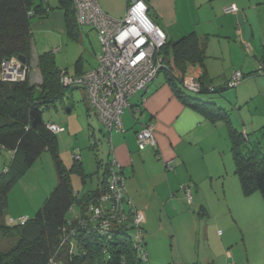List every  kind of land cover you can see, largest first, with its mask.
<instances>
[{
	"label": "crops",
	"instance_id": "0c3cea01",
	"mask_svg": "<svg viewBox=\"0 0 264 264\" xmlns=\"http://www.w3.org/2000/svg\"><path fill=\"white\" fill-rule=\"evenodd\" d=\"M97 1L102 10L111 17L121 18L126 14L128 0ZM145 2L149 8L150 18L167 36L166 50L170 53L164 57L169 65L175 66L173 45L194 33L205 45V65L203 67L190 65L187 74L198 79L205 77V84L208 87H215L222 93L224 92L222 89H227L234 73L241 72L243 79L236 87L233 96L229 98L227 94H222L221 101L228 100L235 105H240L242 102L247 104L254 100L264 102V72H262L264 71V0H145ZM232 5H236L238 12L226 13L225 10ZM44 6L47 8L46 17L36 18L32 23V49L28 64L31 67L30 84L39 86L43 83L39 57L44 53L53 54L60 70L69 72L73 66V76L97 69L98 56L102 51L97 32L90 26L78 25L75 29L71 28L66 22L64 12L59 9L58 0L52 2L47 0ZM79 101L85 106L86 123L90 120V113H93L102 124L91 108L83 89L67 90L64 96L51 102L44 109V114L50 109L54 111L50 114L48 122L66 129L58 136L60 142L65 140L66 134L70 137L71 133H77L74 129L76 126L78 128L82 126L78 123L74 126L71 122ZM213 103L219 104L218 101ZM122 122L124 132L114 131L111 135L112 147L127 178L126 199L144 216L148 264H161L157 242L158 233L164 229V223H170L177 234L176 226L185 218L193 220L194 217L206 216L207 219H211L210 215L214 213L202 201L204 187L211 186V189H216L217 185L222 184L225 194L229 188L232 193L237 194L235 182L238 177L230 178L228 184V162H224L222 158L226 156L227 150L222 145L220 129L204 115L186 106L178 98L164 73L158 75L149 85L148 90L130 99L129 106L122 116ZM148 125L155 127L156 147L149 146L141 151L138 148L136 135ZM262 126L264 121L259 124L260 128ZM247 127L244 126L242 132L250 134V129ZM89 128L94 138L95 131L90 124ZM103 129L109 160L111 145L108 138L111 135L106 128ZM2 152L6 153L9 159V162L3 165V170L13 159L14 153ZM71 166L65 165L66 168ZM102 166L103 164L99 163V168ZM235 170L234 163V174L237 176ZM104 171L105 168L99 169L94 190L99 186ZM87 176L86 183L83 184L85 186L88 178L92 177L89 174ZM72 184L74 191L80 196L92 191L88 189L82 193L84 190L81 191V188L75 186L73 177ZM182 185L191 187L195 194V207L191 210L188 209L183 192L180 190ZM239 187L241 188L240 182ZM199 212L200 214H197ZM232 259V252H227L223 260L215 264H227Z\"/></svg>",
	"mask_w": 264,
	"mask_h": 264
},
{
	"label": "trees",
	"instance_id": "16d2710c",
	"mask_svg": "<svg viewBox=\"0 0 264 264\" xmlns=\"http://www.w3.org/2000/svg\"><path fill=\"white\" fill-rule=\"evenodd\" d=\"M45 1L47 0H0V72L1 63L11 57L24 56L29 64L32 23L36 18L46 17ZM58 3L66 22L75 29L78 24L73 0H58ZM70 33L72 34L71 31ZM167 46L162 51L163 55L170 53L166 50ZM172 54L175 66L171 68V72L161 73L166 75L176 95L186 106L201 113L213 124H227L235 172L242 193L249 197L259 192L264 200V154L259 152L261 140L252 143L250 134L234 127L227 110L219 108L216 103L192 96L221 92L215 87H208L205 77L199 79L202 86L200 94L187 92L182 87L183 78L190 65H205V45L192 33L173 45ZM39 66L43 76V83L39 86L31 85L29 78L23 82H0V151L14 153L11 162L0 173V230L4 234L10 230L15 231L18 235V243L12 250H0V264H49L60 248L63 229L73 219L74 212L71 209L85 218L89 205L107 190L109 163L96 190L88 191L82 196L74 191L72 176L78 175L83 184L88 177L81 157L76 159L75 156L73 165L70 168L65 167L59 155V135L48 130L44 119V109L71 89L62 87L61 70L57 67L52 53L42 54L39 57ZM227 89H230L229 85ZM258 131L263 139L264 126ZM111 137L112 135L108 141ZM45 152H50L54 157L58 171L57 186L43 207L25 225L9 221L12 227H6L2 224V218L8 208L11 190ZM125 201L127 204L126 198ZM79 232L74 239L75 252L70 255L66 252L69 264H148L134 248L131 231L124 227L115 230L112 239L85 231ZM144 246L147 251L146 241Z\"/></svg>",
	"mask_w": 264,
	"mask_h": 264
},
{
	"label": "rangeland",
	"instance_id": "374dc122",
	"mask_svg": "<svg viewBox=\"0 0 264 264\" xmlns=\"http://www.w3.org/2000/svg\"><path fill=\"white\" fill-rule=\"evenodd\" d=\"M49 1L52 2V0ZM95 40V45H97V39L95 38ZM73 73L72 66L69 69V75L73 76ZM30 74L31 67L29 76ZM235 89L230 88L222 93L192 96L208 102L218 101V107L228 111L235 128L242 131L244 126H248L247 128L250 129L249 138L252 143L261 140L259 152L264 154V138H260L261 134L257 131L260 128V122L264 121H262L264 102L254 100L247 104L242 102L240 105H235L228 100L221 101L222 94H227L231 98L236 91ZM76 106L71 122L74 126L78 123L84 127L78 128L76 126L74 129L77 133H71L70 137L66 134L65 140L59 141V155L66 166H71L74 163L75 156L82 157L84 169L92 177L88 178L86 186L83 185L79 176L73 175L72 177L75 186L81 188V191L84 190L82 192L84 193L88 189H95L99 169L102 170L107 162L109 163L107 158L108 146L103 135L105 132L104 126L98 122L93 113H90L89 123H86L87 113L84 104L79 101ZM53 112L52 109L46 111L44 114L46 122H48L50 114ZM85 123L86 125H84ZM89 124L95 131L94 138L92 132H90L92 130L89 128ZM215 125L220 129L221 142L227 150L226 156H222V158L224 162H228L229 184L230 178L234 177L235 179L238 176L234 174L228 127L224 122ZM243 151L247 152V149ZM6 162H9L8 155L0 151V173ZM99 163L103 164L101 168H99ZM237 179V182H235L237 194L231 192L229 185L226 194L223 192L222 184L217 185V191L215 188L211 189V186L204 187L205 193L202 196V201L214 213V215H210L211 219H207L206 216L194 217L193 220L185 218L176 226L177 234L174 232V228H171L170 223H164V229L158 233L157 242L159 244L158 257L161 264H215L222 261L227 252L233 254V259L227 264H264V200L259 192L249 197L244 196L239 187V179ZM57 183L58 171L54 157L50 152H45L11 190L8 198V208L2 218V224L6 227H12L9 223L11 218L19 219L22 216L33 218L43 207L44 202L53 192ZM190 190L192 191L191 187ZM214 191L216 192L213 193ZM183 196L186 200L185 203L188 204V209L191 210L195 207V194L193 192L192 203L188 202L185 192ZM197 214H200V212ZM7 232L4 234L0 230V250L3 252H9L18 243L16 232L11 230ZM65 250L63 254L60 253L57 256V260L61 264H69L66 252L69 255L75 252V248H68L69 252L67 249Z\"/></svg>",
	"mask_w": 264,
	"mask_h": 264
},
{
	"label": "built area",
	"instance_id": "2783aa9c",
	"mask_svg": "<svg viewBox=\"0 0 264 264\" xmlns=\"http://www.w3.org/2000/svg\"><path fill=\"white\" fill-rule=\"evenodd\" d=\"M73 4L77 24L90 26L97 32L102 51L98 56L97 69L79 76H70L68 71L61 70L60 83L63 88H81L86 92L91 108L109 133L124 132L122 116L130 99L148 90L161 71L171 72L173 68L165 62L162 53L167 45V36L150 18L145 0H128L126 14L121 18L105 13L97 0H73ZM225 12L236 13L238 8L232 5ZM29 72L28 65L23 64L18 57H11L1 63L0 82L26 81ZM242 79L241 72L234 73L229 87L236 88ZM182 87L193 94L202 92L199 79L193 75L184 76ZM210 91L213 92V89ZM46 126L55 135L66 131L65 127L52 122H46ZM136 137L139 150L156 147L153 125L143 128ZM109 141L111 156L107 190L89 205L85 218L71 209L74 212L73 219L63 229L60 248L49 264H61L57 256L68 247L75 248L74 239L79 231L112 239L114 231L123 227L131 231L134 248L140 257L148 261L149 255L144 246V216L130 203L126 204L127 180L112 147V137ZM180 190L186 193L188 202L192 203L190 187L182 185ZM27 220L22 217L17 221L11 219L10 222L25 225Z\"/></svg>",
	"mask_w": 264,
	"mask_h": 264
},
{
	"label": "water",
	"instance_id": "95a60500",
	"mask_svg": "<svg viewBox=\"0 0 264 264\" xmlns=\"http://www.w3.org/2000/svg\"><path fill=\"white\" fill-rule=\"evenodd\" d=\"M19 60L23 63V64H27V58L24 56H18Z\"/></svg>",
	"mask_w": 264,
	"mask_h": 264
}]
</instances>
